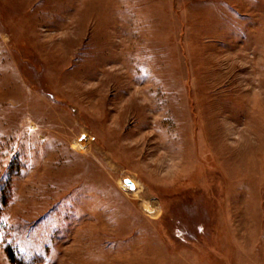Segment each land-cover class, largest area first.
<instances>
[{"label":"rangeland","instance_id":"rangeland-1","mask_svg":"<svg viewBox=\"0 0 264 264\" xmlns=\"http://www.w3.org/2000/svg\"><path fill=\"white\" fill-rule=\"evenodd\" d=\"M0 264H264V0H0Z\"/></svg>","mask_w":264,"mask_h":264},{"label":"water","instance_id":"water-1","mask_svg":"<svg viewBox=\"0 0 264 264\" xmlns=\"http://www.w3.org/2000/svg\"><path fill=\"white\" fill-rule=\"evenodd\" d=\"M123 183L129 187L130 190L135 188L134 183L129 178H124Z\"/></svg>","mask_w":264,"mask_h":264},{"label":"trees","instance_id":"trees-1","mask_svg":"<svg viewBox=\"0 0 264 264\" xmlns=\"http://www.w3.org/2000/svg\"><path fill=\"white\" fill-rule=\"evenodd\" d=\"M6 253L10 259L11 262H14V255H13V251L9 248V247H6Z\"/></svg>","mask_w":264,"mask_h":264},{"label":"bare ground","instance_id":"bare-ground-1","mask_svg":"<svg viewBox=\"0 0 264 264\" xmlns=\"http://www.w3.org/2000/svg\"><path fill=\"white\" fill-rule=\"evenodd\" d=\"M131 181L134 183V186H135V184H136L135 181H133V180H131ZM126 186H127V185H126Z\"/></svg>","mask_w":264,"mask_h":264}]
</instances>
